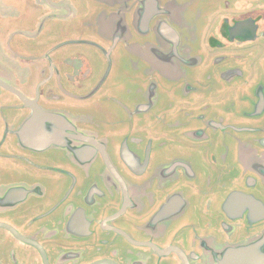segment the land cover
Here are the masks:
<instances>
[{"label": "flooded vegetation", "instance_id": "1", "mask_svg": "<svg viewBox=\"0 0 264 264\" xmlns=\"http://www.w3.org/2000/svg\"><path fill=\"white\" fill-rule=\"evenodd\" d=\"M0 264H264V0H0Z\"/></svg>", "mask_w": 264, "mask_h": 264}, {"label": "rangeland", "instance_id": "2", "mask_svg": "<svg viewBox=\"0 0 264 264\" xmlns=\"http://www.w3.org/2000/svg\"><path fill=\"white\" fill-rule=\"evenodd\" d=\"M131 86V85H130Z\"/></svg>", "mask_w": 264, "mask_h": 264}]
</instances>
